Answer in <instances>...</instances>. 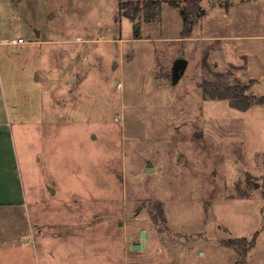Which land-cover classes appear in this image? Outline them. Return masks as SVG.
<instances>
[{
    "label": "rangeland",
    "instance_id": "rangeland-1",
    "mask_svg": "<svg viewBox=\"0 0 264 264\" xmlns=\"http://www.w3.org/2000/svg\"><path fill=\"white\" fill-rule=\"evenodd\" d=\"M127 2L0 0V264H264V0Z\"/></svg>",
    "mask_w": 264,
    "mask_h": 264
},
{
    "label": "trees",
    "instance_id": "trees-1",
    "mask_svg": "<svg viewBox=\"0 0 264 264\" xmlns=\"http://www.w3.org/2000/svg\"><path fill=\"white\" fill-rule=\"evenodd\" d=\"M135 0H129L126 3V6L130 7L131 9H135L137 12H144V16L146 20H152L155 18L157 10L161 7L163 1L167 0H136L137 2L134 3ZM168 1H175V0H168ZM186 6L180 11V14L184 21V35H187L191 31L190 27V20L189 17L192 14L202 13L201 6L199 5L198 0H185ZM257 237L255 236L252 240L248 241L246 238L243 239H236L230 240L228 242L229 247L233 248H240L242 250V260L236 262V264H246L247 263V256L249 252L254 248L256 245Z\"/></svg>",
    "mask_w": 264,
    "mask_h": 264
},
{
    "label": "water",
    "instance_id": "water-1",
    "mask_svg": "<svg viewBox=\"0 0 264 264\" xmlns=\"http://www.w3.org/2000/svg\"><path fill=\"white\" fill-rule=\"evenodd\" d=\"M187 66V61L185 59H177L174 63V68H173V81L174 83H177L179 81V79L181 78V76L184 74L185 68ZM152 163L148 162L147 163V169L146 172L147 173H151L153 171L152 167ZM54 193V190H51ZM136 249H139L138 247H136Z\"/></svg>",
    "mask_w": 264,
    "mask_h": 264
},
{
    "label": "built area",
    "instance_id": "built-area-1",
    "mask_svg": "<svg viewBox=\"0 0 264 264\" xmlns=\"http://www.w3.org/2000/svg\"><path fill=\"white\" fill-rule=\"evenodd\" d=\"M15 44H23L24 40L23 39H18L16 41H14Z\"/></svg>",
    "mask_w": 264,
    "mask_h": 264
},
{
    "label": "crops",
    "instance_id": "crops-1",
    "mask_svg": "<svg viewBox=\"0 0 264 264\" xmlns=\"http://www.w3.org/2000/svg\"><path fill=\"white\" fill-rule=\"evenodd\" d=\"M15 44V43H14ZM20 45V44H19ZM21 45H23V44H21Z\"/></svg>",
    "mask_w": 264,
    "mask_h": 264
}]
</instances>
